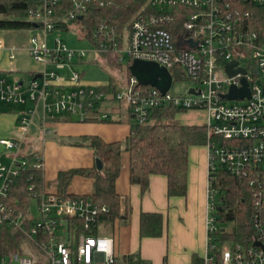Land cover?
<instances>
[{
    "label": "built area",
    "instance_id": "obj_1",
    "mask_svg": "<svg viewBox=\"0 0 264 264\" xmlns=\"http://www.w3.org/2000/svg\"><path fill=\"white\" fill-rule=\"evenodd\" d=\"M60 1L43 0L28 16L26 50L40 68L26 78L0 70V104L16 108L18 128L14 136L0 138V145L9 151L7 161L0 154V235L3 229H13L19 237L13 250L0 251V264H153L120 257L114 237L96 228L99 215L109 208L91 197L34 192L37 215L31 213V206L24 212L8 201L22 173L44 169L43 154L26 148L29 127L39 109L41 128L47 134L51 119L57 116L81 122L111 118L107 108L114 102L124 104L139 124L148 121L153 109L168 105L204 113L209 176L223 167L247 179L254 214L248 242H213L222 226L214 214L216 203L209 185L203 264H264V34L250 30L235 6L239 2L264 6V0H147L130 24L125 52L132 61H154L171 72L172 87L165 94L140 84L132 74L114 91L83 84L79 64L88 51L68 46L63 33L79 31L90 0H73L67 11H62ZM120 44L101 42L94 50L114 51L122 60ZM4 50L15 60L19 48L7 46L0 37V51ZM232 61L237 62L233 69L245 73L229 74L227 64ZM178 76L189 83L173 93ZM243 78L250 96L225 97L231 87L244 85Z\"/></svg>",
    "mask_w": 264,
    "mask_h": 264
},
{
    "label": "trees",
    "instance_id": "obj_2",
    "mask_svg": "<svg viewBox=\"0 0 264 264\" xmlns=\"http://www.w3.org/2000/svg\"><path fill=\"white\" fill-rule=\"evenodd\" d=\"M233 3V0H228ZM235 2V0H234ZM43 3V0H0V30H25L31 26L28 19L30 11ZM147 0H90L85 18L81 20L79 33L93 46L101 42L113 43L118 41L120 46L125 36H129L130 24L133 18L146 6ZM246 17L250 30L264 34V6L240 3L235 5ZM62 11L73 7V0H61ZM247 14V15H246ZM86 33V34H85ZM109 63L121 68L122 60L114 51L104 52ZM126 65L127 77L131 75ZM122 69V68H121ZM83 74V72H82ZM105 86L106 90L114 91L117 85L111 81ZM9 109H16L8 107ZM108 111L111 112V106ZM131 121L128 136L119 141L107 142L99 135L84 137L83 144L93 149L96 159L102 162V168L97 164L89 168H76L60 171L55 183L46 182L41 170H28L20 175L12 188L9 198L10 204L16 209L27 212L31 206L34 192H56L61 195L68 193V186L76 175L91 178L93 188L91 197L99 205H106L108 212L98 217L97 232L111 227L116 219L128 222L132 205L128 197L118 193L116 181L123 165V154L129 155L130 181L146 192L150 186V177L161 174L168 178V195L186 196L188 192V162L189 150L192 146L206 145L208 129L205 124H184L176 116L184 111L174 105L153 109L149 119L144 124L134 121L132 112L128 109ZM67 120L62 116L51 119L55 121ZM68 120L74 121L73 118ZM118 122L119 119L92 118L89 121ZM77 121V120H76ZM31 145V144H30ZM27 144L28 152H33ZM210 189L215 199V216H220L217 222L226 223L225 229H220L213 238V242L224 239H235L248 242L252 237L254 209L252 206V189L247 179L231 174L220 167L209 176ZM35 188H32V185ZM82 195V194H71ZM164 217L162 213H142L141 236L158 237L163 234ZM105 231V230H104ZM19 239L15 230L3 229L0 235V251L13 250ZM127 262L143 263L137 255L123 257Z\"/></svg>",
    "mask_w": 264,
    "mask_h": 264
},
{
    "label": "crops",
    "instance_id": "obj_3",
    "mask_svg": "<svg viewBox=\"0 0 264 264\" xmlns=\"http://www.w3.org/2000/svg\"><path fill=\"white\" fill-rule=\"evenodd\" d=\"M5 42L10 46L6 39ZM21 49H25L28 53L26 47L19 48V51ZM17 58V53L16 59L10 60L7 51H0V70L4 74L18 75L19 70L14 67ZM84 62L83 60L81 63ZM31 71L33 70H29L28 73ZM124 76L121 85L126 82V73ZM113 82L119 86L117 81ZM7 109H9L7 106L0 104V138L14 136L18 129L16 109L12 112ZM38 111L40 117L37 128L42 144L40 146L31 133L35 116L29 127L27 142L31 144L30 149L43 154V175L46 182L52 183L51 187L54 186L60 171L89 168L95 165L94 151L83 144L84 137L99 135L107 142L123 140L128 136L133 121L128 116V123H122L120 118L118 122L93 120L81 122L74 118V121H70L68 119L71 117L63 115L62 117L67 120L51 123L50 132L44 134L41 128L42 109ZM198 113L203 112L188 110L179 113L177 118L184 124H203L204 122L199 120ZM53 132L63 137H71L74 141L59 145L53 140H47ZM8 152L0 145V154L4 161L8 160ZM208 152L206 145L190 148L187 195L173 197L168 195V178L161 174L150 177V186L143 193L139 185L130 181L129 155L126 152L123 154L122 170L116 181V188L120 195L129 198L132 205L131 214L128 222L124 223L121 219H116L111 227L104 229L107 234L114 237L119 255L124 257L137 255L140 259L153 264H203L208 247L207 216L210 182ZM92 188L91 178L76 175L67 190L70 194L87 195L92 192ZM142 213L163 214L164 226L161 236H141Z\"/></svg>",
    "mask_w": 264,
    "mask_h": 264
},
{
    "label": "rangeland",
    "instance_id": "obj_4",
    "mask_svg": "<svg viewBox=\"0 0 264 264\" xmlns=\"http://www.w3.org/2000/svg\"><path fill=\"white\" fill-rule=\"evenodd\" d=\"M84 34V32H83ZM83 34H80L77 30H72L70 32L63 33V38L66 44L70 47L76 49H85L88 51L86 57L84 58V63H80L79 70L84 71L82 75L81 82L85 85L91 86H100L102 84H107L110 81H117L119 87L121 88V84L125 78L124 74L126 73V65L129 61V56L127 52H125V48L127 46V36L124 37L122 42V66L119 68L108 62L105 57V53H99L94 50L93 44H91L88 40L84 39ZM86 34V33H85ZM30 32L27 30L14 29V30H0V37L7 40V44L10 46H16L18 48H23L28 46ZM52 42V41H51ZM17 60L14 63V67H16L18 71V75L23 78L28 77L29 70H35L40 68V64L35 62L29 54L25 51V49H21V51L17 50ZM124 73V74H123ZM179 79L175 80V84L172 88L173 93H177L180 91L182 86H185L189 83V81L181 76H178ZM183 79V80H180ZM108 107V106H106ZM9 112H12V109H7ZM111 116L112 118L121 119L122 123H128L129 117L127 113V108L124 104H119L114 102L111 107ZM199 120L205 121L204 114L198 113ZM178 116V115H177ZM176 116V118H177ZM40 117L39 111L35 114V121L31 127L32 136L36 140H38V144L41 146V138L38 134L37 122ZM194 117V116H193ZM178 120V118H177ZM47 140H53L59 145H66L69 142H73L74 139L71 137H63L58 135V133L53 132L47 137ZM84 142V139H82ZM67 144V145H68ZM86 145V144H85ZM57 180V179H56ZM56 181L54 182L55 186ZM31 213L33 215L38 214V206L37 202L34 200L31 202ZM102 233L107 234L104 230ZM121 258L124 256L120 255Z\"/></svg>",
    "mask_w": 264,
    "mask_h": 264
},
{
    "label": "water",
    "instance_id": "obj_5",
    "mask_svg": "<svg viewBox=\"0 0 264 264\" xmlns=\"http://www.w3.org/2000/svg\"><path fill=\"white\" fill-rule=\"evenodd\" d=\"M236 61L229 62L227 64V71L229 74H235L237 71H242L245 73L244 69H233L236 65ZM129 70L133 76H135L139 83L142 85H151L158 88L163 94L168 92L172 87L173 77L171 72L164 66L157 62L134 59L129 67ZM243 86L237 88L235 86L231 87L228 94L225 95L227 98H244L250 96L249 84L245 78H243ZM97 168H102V162L100 159H96ZM220 219V216H217ZM220 225L222 229H225L226 223L221 222Z\"/></svg>",
    "mask_w": 264,
    "mask_h": 264
}]
</instances>
